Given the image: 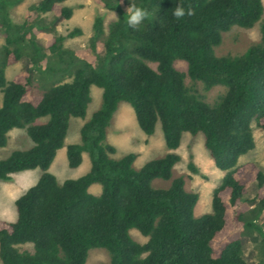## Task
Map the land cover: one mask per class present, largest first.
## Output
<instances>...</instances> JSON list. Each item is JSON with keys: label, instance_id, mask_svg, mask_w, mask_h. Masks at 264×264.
<instances>
[{"label": "trees", "instance_id": "1", "mask_svg": "<svg viewBox=\"0 0 264 264\" xmlns=\"http://www.w3.org/2000/svg\"><path fill=\"white\" fill-rule=\"evenodd\" d=\"M65 1L35 3L31 10L51 19L37 34L34 25L14 24L8 13L13 2L0 0L5 39L0 47V147L13 128H25L33 143L0 161V182L13 173L42 171L16 199V220H0V262L85 264L89 250L98 247L108 253L109 264H248L242 231L254 225L244 219L255 213L264 218V172L254 162H237L255 148L251 123L264 133V28L260 41L241 55L217 57L214 48L232 27L252 28L263 16L262 0H94L117 13L106 36L102 20H94L90 45L101 69L86 64L68 75L70 81L37 93L35 78L48 71L39 61H62L68 54L66 37L81 33L55 32L56 22L73 14ZM177 2L194 14L177 20L172 14ZM130 4L149 12L137 30L127 24ZM38 39H44L48 53L39 50ZM22 60L26 66L7 81L5 69ZM175 61L185 62L186 71L176 70ZM186 78L201 82L204 91L215 86L226 91L209 105L185 85ZM91 86L102 90V106L81 127L80 144L67 147L70 168L81 164L83 151L90 155L91 168L59 184L48 169L70 119L85 116ZM120 102L130 104L146 135L160 122L169 150L178 148L183 133L202 134L215 167L225 172L212 193V214L193 216L198 195L185 191L182 178L167 189L151 187L154 179L171 178L178 155L168 153L139 171L132 167L134 154L112 158L115 148L105 143L106 128ZM44 117L46 122L37 123ZM94 184L101 186L98 196L88 192ZM131 229L147 241H134Z\"/></svg>", "mask_w": 264, "mask_h": 264}, {"label": "rangeland", "instance_id": "2", "mask_svg": "<svg viewBox=\"0 0 264 264\" xmlns=\"http://www.w3.org/2000/svg\"><path fill=\"white\" fill-rule=\"evenodd\" d=\"M13 3L8 8L11 21L14 24L25 26H35V33H42L39 30L41 25L50 24V17L38 13L35 3L38 0H11ZM264 7V0H262ZM64 5L72 9V17L68 20L62 19L56 22L55 32L66 36L75 29L80 30V34L73 37H66L63 42V49L68 54L63 56L62 61H54L51 57L39 61L38 66L47 68L48 71L36 76V91L42 93L50 86L58 83L70 81L68 75L82 66L88 64L101 69L102 64L96 50L91 49L90 39L93 33L94 20L99 17L102 20L104 36L108 34L109 27L117 19V13L110 11L96 4L94 0H66ZM38 25V26H37ZM46 25V24H45ZM264 28V12L261 19L250 29L232 27L228 32L222 33L221 44L214 48L217 57L243 54L251 45L258 43L261 39V30ZM45 32H48L45 31ZM5 44L4 34L0 31V47ZM37 47L41 51L44 49V39H38ZM78 52L87 55L84 59L79 58ZM26 60L11 65L5 69L7 81L23 70ZM155 68V65L152 64ZM174 68L178 71H186V63L175 61ZM50 70V71H49ZM185 85L192 87L200 93L204 101L209 105H214L218 98L223 95L226 88L215 86L208 91H204L201 82H192L185 79ZM91 102L87 107L83 118H71L69 127L64 139L63 146L57 151L48 172L54 175L57 182L62 184L67 180H75L90 171L91 160L87 151L82 152V162L77 168H70L67 159V147L69 145L80 144L81 127L90 120L92 115L102 106V90L96 86L90 87ZM47 117L40 118L37 123L47 121ZM251 130L255 142V148L249 153L241 156L237 165L246 162H254L264 172V133L251 123ZM105 143L115 148L113 159L118 160L128 154H134L133 169L139 171L144 165L153 160L165 157L168 153L178 155L179 161L172 168V175L169 180L154 179L151 182L153 189H167L176 178L184 180V189L187 192L196 193L198 201L195 205L193 216L199 218L203 215L212 214V193L220 185L225 172L217 169L211 160L208 151L204 147L202 134L195 136L183 133L177 149H167L163 137L160 122L156 123L153 134L146 135L142 132L135 118L134 111L130 104L120 102L116 112L113 114L107 128ZM33 146L25 128H13L8 132V141L4 147H0V161L8 158L15 151L28 150ZM192 165L195 169H190ZM42 171L40 169L27 170L10 175V179L0 182V220L14 222L16 220L15 201L32 187ZM91 195L98 196L101 193V186L94 184L89 187ZM255 195V187L249 189V197ZM254 204L253 207H255ZM246 225L253 223L254 226L245 227L243 235V252L248 264H264V218L258 213L249 214L245 217ZM132 239L138 243H145L147 237L141 235L137 230L129 231ZM2 264V262H0ZM85 264H109V255L103 248H92L88 252Z\"/></svg>", "mask_w": 264, "mask_h": 264}, {"label": "clouds", "instance_id": "3", "mask_svg": "<svg viewBox=\"0 0 264 264\" xmlns=\"http://www.w3.org/2000/svg\"><path fill=\"white\" fill-rule=\"evenodd\" d=\"M126 12L127 24L132 30H137L139 26L143 23V21L149 16V12L147 9L137 7L135 4H130ZM172 14L177 20H179L185 15H193L194 10L192 8H188L186 10L182 4L177 2Z\"/></svg>", "mask_w": 264, "mask_h": 264}]
</instances>
